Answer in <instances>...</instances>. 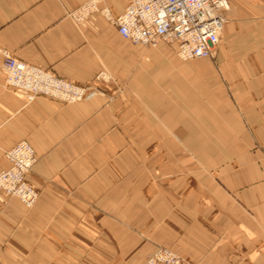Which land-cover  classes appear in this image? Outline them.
<instances>
[{
	"label": "crops",
	"instance_id": "0c3cea01",
	"mask_svg": "<svg viewBox=\"0 0 264 264\" xmlns=\"http://www.w3.org/2000/svg\"><path fill=\"white\" fill-rule=\"evenodd\" d=\"M88 1L0 0V170L28 142L38 193L30 209L0 203V264H146L159 247L264 264V0H227L212 56L190 61L123 40L99 12L76 22ZM3 51L96 93L26 103Z\"/></svg>",
	"mask_w": 264,
	"mask_h": 264
},
{
	"label": "built area",
	"instance_id": "2783aa9c",
	"mask_svg": "<svg viewBox=\"0 0 264 264\" xmlns=\"http://www.w3.org/2000/svg\"><path fill=\"white\" fill-rule=\"evenodd\" d=\"M227 0H128L124 11L112 17L99 8V0H90L72 12V18L85 22L94 13H101L116 27L118 35L135 46L156 48L165 42L175 45V54L182 61L211 57L224 24ZM5 83L12 92L31 103L38 96L73 104L92 98L94 88L80 87L55 77L48 71L15 59L3 51ZM96 81L109 83L110 76L102 71ZM6 168L0 170V203L17 199L26 209L32 208L38 193L27 182V175L36 162L33 147L18 141L4 153ZM146 264H191L174 252L157 248Z\"/></svg>",
	"mask_w": 264,
	"mask_h": 264
},
{
	"label": "rangeland",
	"instance_id": "374dc122",
	"mask_svg": "<svg viewBox=\"0 0 264 264\" xmlns=\"http://www.w3.org/2000/svg\"><path fill=\"white\" fill-rule=\"evenodd\" d=\"M20 98H21V97H20ZM22 99H23V98H22ZM23 100H24V99H23ZM20 141H21V140H20ZM4 161H5V160H4ZM5 164H6V162H5ZM5 168H6V165H5ZM3 169H4V168H3ZM3 169H1V170H3ZM7 199H8V198H7ZM7 199H6V200H7ZM6 200H5V201H6ZM5 201H4V202H5ZM159 248H161V247H159ZM149 256H150V255H149ZM147 258H148V257H147ZM146 260H147V259H146ZM186 262H187V261H186Z\"/></svg>",
	"mask_w": 264,
	"mask_h": 264
}]
</instances>
